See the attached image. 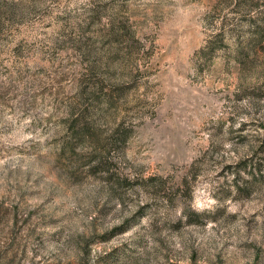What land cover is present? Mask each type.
<instances>
[{
  "label": "rangeland",
  "instance_id": "374dc122",
  "mask_svg": "<svg viewBox=\"0 0 264 264\" xmlns=\"http://www.w3.org/2000/svg\"><path fill=\"white\" fill-rule=\"evenodd\" d=\"M0 264H264V0H0Z\"/></svg>",
  "mask_w": 264,
  "mask_h": 264
}]
</instances>
